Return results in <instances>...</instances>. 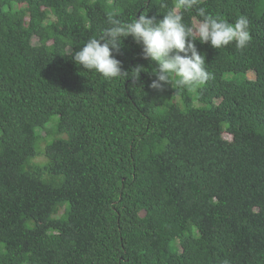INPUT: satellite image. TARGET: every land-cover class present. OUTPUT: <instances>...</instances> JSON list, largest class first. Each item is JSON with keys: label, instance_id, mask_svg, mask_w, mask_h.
<instances>
[{"label": "trees", "instance_id": "16d2710c", "mask_svg": "<svg viewBox=\"0 0 264 264\" xmlns=\"http://www.w3.org/2000/svg\"><path fill=\"white\" fill-rule=\"evenodd\" d=\"M174 3L0 0V264H264V0H203L252 40L196 41L212 78L192 89L151 88L131 36L115 55L139 80L69 56Z\"/></svg>", "mask_w": 264, "mask_h": 264}, {"label": "clouds", "instance_id": "9594fccd", "mask_svg": "<svg viewBox=\"0 0 264 264\" xmlns=\"http://www.w3.org/2000/svg\"><path fill=\"white\" fill-rule=\"evenodd\" d=\"M195 11V18L186 20L187 13ZM162 19L149 17L147 11L129 20L108 17V26L97 37L87 40L79 50L69 56L82 69L94 70L106 80H139L143 65L122 69V62L116 58L123 41L131 36L142 45V55L156 65V79L151 88L163 90L167 84L173 85V77L178 84L192 89L204 85L212 78L206 66V56L197 49L196 41L209 43L221 49L231 43L239 50L251 42L249 20L238 17L234 23L211 14L203 6V0H175L168 7ZM227 264V261H225Z\"/></svg>", "mask_w": 264, "mask_h": 264}, {"label": "rangeland", "instance_id": "374dc122", "mask_svg": "<svg viewBox=\"0 0 264 264\" xmlns=\"http://www.w3.org/2000/svg\"><path fill=\"white\" fill-rule=\"evenodd\" d=\"M249 76L251 77L252 76V73H249ZM40 159H43V158H40Z\"/></svg>", "mask_w": 264, "mask_h": 264}]
</instances>
